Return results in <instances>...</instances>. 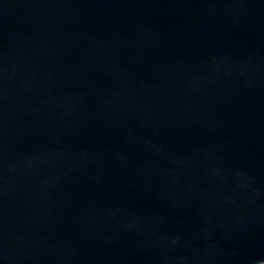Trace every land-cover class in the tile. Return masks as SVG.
<instances>
[{
  "label": "water",
  "instance_id": "95a60500",
  "mask_svg": "<svg viewBox=\"0 0 264 264\" xmlns=\"http://www.w3.org/2000/svg\"><path fill=\"white\" fill-rule=\"evenodd\" d=\"M0 264H264V0H0Z\"/></svg>",
  "mask_w": 264,
  "mask_h": 264
}]
</instances>
